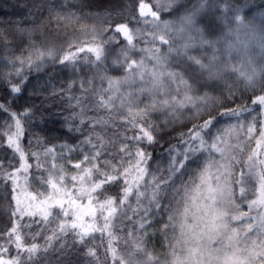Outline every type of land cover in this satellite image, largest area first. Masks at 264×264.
Masks as SVG:
<instances>
[{
  "label": "snow or ice",
  "instance_id": "snow-or-ice-1",
  "mask_svg": "<svg viewBox=\"0 0 264 264\" xmlns=\"http://www.w3.org/2000/svg\"><path fill=\"white\" fill-rule=\"evenodd\" d=\"M174 2L175 0H166L162 3L161 0H156V10L152 11L150 5L140 0V16L150 15L151 22L156 23L159 13L171 8ZM205 3L206 0H202L192 10L186 11L179 20L183 26L179 31L181 34L195 33L187 35L190 43L201 46L207 44L215 49L217 42L204 39L203 33L195 28V16ZM235 19L243 23L240 15ZM103 23L107 27H83V34L90 36L92 43L84 42L80 46L79 41L69 42L68 50L62 57H58L53 48H35L28 57H17L10 63L13 67L19 63L23 69L39 67L51 59L53 63L71 65L73 71L78 72L77 65L100 62L104 58L105 45L118 43L116 37L122 35L127 45L120 50L123 55L120 66L126 64V75L123 80L108 78L109 87L101 91L115 93L122 84H133L137 80L145 86L129 93L127 98L124 94L119 97L113 94L106 98L100 95L94 100L90 107L97 111L103 109L108 113L107 118L99 115L88 116L89 106L82 103L83 98L68 97L69 101L75 100V104L71 105V120H79V124H74L72 130L81 131V125L90 126L92 129L97 126L106 127L110 120L115 123L112 120V112L115 111L122 118V126L131 128L135 134L131 137L125 136L120 141H106L99 134L93 133L85 136L75 146L60 145L59 153H56L55 145L43 146L37 140L38 151L25 152L19 142L23 132L21 120L17 113H11L14 123L0 131V137H6L7 146L14 152L12 157H0V191L5 193V203L0 204V208L7 212V225H10L0 229V264H34L36 255L41 250L47 251V248L35 242L36 237L42 235L40 231L34 234L25 231L34 224H42L45 229L49 224H55L52 235L45 237L48 247H51L54 240H63L66 235L72 234L73 244L85 246V254L95 260H98V246L88 247V238L95 233L103 235L107 232L108 247L105 251L110 252L112 260L118 264H264V119L257 121L253 117L246 124L238 121L236 124L217 128V116L239 117L243 112L249 111L247 107H224L232 99L231 89L223 100L209 97L207 93L203 96L189 95L197 89L194 84H188L180 72L156 70L165 62L170 63L169 58L175 51L177 56L183 54L187 60L194 62L202 74L206 73L209 80L221 77L232 68L239 73V77H243L246 89L255 90L259 84L261 90H264V80H257L259 74L264 73V60L257 67L255 55L250 52V44H254L260 50L256 55L264 58V29L256 33L253 28L249 41L244 42L243 47L238 49L241 55L239 68L221 60L215 53L204 63L201 59L187 55L189 45L186 44L183 49H173L165 35L150 33L151 39L146 40V43L155 45L158 40L162 44H169V48L168 53L164 54L158 47L141 49L154 61L153 68L148 69V56L139 61L131 60L128 56L129 48L134 47L133 33L141 35L139 30L130 29L128 24H117L113 28L107 18ZM156 26L161 27L160 24ZM170 27L172 25L169 22H162L165 33ZM109 31L113 32L112 36H108L103 44L96 43L98 38H102ZM234 48V43H228L229 50ZM81 53L93 54L95 60L89 61L87 55L81 60ZM21 69H17L15 75L22 78V83L13 85L10 88L12 93H20L22 84L26 82ZM164 78L184 86V94L180 99L172 95V90L164 83ZM85 83L91 85L92 81L81 79V90L88 93L90 89L83 87ZM71 89L72 84L68 87L69 91ZM141 96L148 102L141 100ZM116 99L120 100L119 107H114ZM209 102L223 108V111H217V116L209 111L208 118L203 123H195L187 132L180 133V143L168 150L170 156L166 175L157 176L150 172L148 161L151 155L142 144L146 141L150 146L156 142L152 133L158 131V126L150 119L152 113L163 110L168 117L164 121L166 127L178 119V113L189 105L191 107L188 110L193 112L189 119L202 117L205 114L203 109L208 108ZM140 103H144L143 108L139 107ZM252 103L264 106V94L256 96ZM0 110L8 109L0 103ZM23 115H28L27 110ZM259 115L264 116V113ZM13 127L14 132L11 130ZM240 131L243 132L244 146L239 136ZM232 135H235L236 143L227 139ZM253 141L255 146L250 147ZM29 144L31 145V141ZM109 147L114 149L112 153L108 152ZM246 148V159H241L239 154L245 152ZM64 149L69 152L79 151L83 157L74 166L77 169L76 174L69 176L64 166L55 164L45 169V165L40 162L41 154L44 159L54 153L56 154L53 159H66ZM29 160L36 163H29ZM194 163L195 168L192 167ZM32 169L35 171H30ZM42 169H45L46 175L38 179ZM185 176L189 178L185 180ZM32 180L40 183L41 187L50 186L51 191H30ZM112 187L120 188L115 197L106 195ZM131 196L135 197V208L128 203ZM243 204H247L248 211L241 210ZM125 207L132 211V216L124 211ZM35 217H39V220L34 219ZM114 218H120L121 224L127 221L130 230L124 237L116 236ZM98 219H102V224L97 225ZM162 220L164 222L157 229L158 232L163 233L166 238L169 230L173 233L178 230L179 233L178 236L169 238L168 246L172 257L170 260L168 254L164 255L163 260L154 257L144 246L145 237L150 236L148 229L153 223H160ZM234 224L237 226H233ZM27 235H31V243L26 242ZM116 239H123L128 246L123 255H117L113 247ZM66 247V241L60 243L62 252ZM13 251L15 255H11Z\"/></svg>",
  "mask_w": 264,
  "mask_h": 264
},
{
  "label": "trees",
  "instance_id": "trees-1",
  "mask_svg": "<svg viewBox=\"0 0 264 264\" xmlns=\"http://www.w3.org/2000/svg\"><path fill=\"white\" fill-rule=\"evenodd\" d=\"M208 1L214 2V6L211 8L212 12L205 17L206 29L209 32L216 29L214 20L217 17L218 19H223V21H232L236 24L237 29H240L238 31L241 34L247 32L248 34L246 35L248 37H250L253 27L243 31L246 30V26H258L255 29L256 33L264 29V0H206L205 4H211ZM143 2L150 5L152 11L156 10V0H143ZM161 2L164 3L166 0H161ZM200 2L202 0H175L173 6L160 12L158 21L152 23L150 15L146 17L140 16V0H0V103L4 104L5 108L8 109L7 111L0 110V131L6 130L8 125L14 123L11 113H17L23 127L19 142L25 152L38 151L37 140L43 146L52 147L55 145L56 153H59L61 151L60 145L75 146L85 136L93 133L99 134L106 141H120L125 136L131 137L135 133L131 128L122 126V118L115 111L112 112V120L115 123L110 120L106 127L97 126L92 129L90 126L81 125V131L72 130L74 124H79V120H71L73 111L71 105L75 104V100L69 101L68 99V97L83 98L82 103L89 106L87 110L88 116L99 115L107 118L108 113L103 109L97 111L90 107L94 100L98 99L100 95H104L106 98L108 95L113 94L117 97L124 94L125 98H127L129 93L145 86L137 80L133 84H122L119 91L115 93H103L101 91L109 87L108 78L123 80L126 75V64L123 67L120 66L123 55L121 54V59H114L115 54L120 53L121 48H125L127 45L122 35H117L116 40L118 43L105 45L104 58L100 62L77 65L78 72L73 71L71 65L65 66L59 62L53 63L51 59L46 60L39 67H25L23 69H21L19 63H16L15 67H13L10 61L15 60L17 57H28L35 48L42 49L44 47L53 48L56 55L62 57L68 50L69 42L79 41L81 42L80 46H83L84 42L91 44V37L83 34L82 28L96 27L99 29L101 26L107 27L103 23L107 18L108 23L113 28L117 24H128L130 29L139 30L141 35L133 33L134 47L129 48L128 56L131 60L137 61L142 57L148 56L146 60L148 69L153 68L154 61L148 53L142 52L141 49L158 47L160 52L164 54L168 53L169 44L173 49H183L186 44L189 45L187 55L201 59L205 63L211 58L213 53L219 57V45H215V49H213L207 44L201 46L190 43L187 40V35H195V33L181 34L179 31L183 27L179 23L180 18L185 15L186 11L192 10L193 6ZM145 11L148 12V9H145ZM237 15L243 18V23L235 19ZM145 21H148V23ZM165 21L172 25L167 33L162 28V22ZM156 24H160L161 27L158 28ZM150 33L165 35L169 44H162L158 40L155 45L146 43V40L151 39ZM112 35L113 32L109 31L102 38H98L96 43L103 44L104 40ZM204 39L209 41L206 37ZM85 55H87L89 61L95 60L93 54L85 53L80 54V59L83 60ZM169 59L170 63L165 62L162 67H158L156 70L160 72L178 71L185 80L190 78L188 84L195 85L197 89L196 95L203 96L207 93L209 97H219L223 100L224 97L229 95V89H231L232 99L224 107H247L249 111L243 112L239 117H220L217 116V111H223V108H218L209 102L208 108L203 109L205 114L202 117L189 119L193 112L188 110V107H191L188 106L184 109L183 115L178 116V119H175L166 127L164 126L166 118L163 110L152 113L150 119L158 126V131L152 133L156 142L149 146L145 141L142 147L151 155L148 161L149 171L157 176L167 174L170 156L168 150L170 147L180 143V133L187 132L195 123H203V120L208 118L207 113L209 111H211L212 115L217 116V128L227 124H236L238 121L246 124L253 117H256L257 121H259L263 119V116L259 114L264 111V106L252 103L256 96L264 94V90H261L259 84L256 85L255 90L246 89L243 77H239V74L232 68H229V72H224L217 80L215 78L206 80L202 75L195 74L194 71L198 70L196 68L199 67L194 62L187 60L183 54L177 56L176 52L173 51ZM240 60L241 55L236 53V51H231L227 54L225 61L239 68L241 66ZM17 69H21L26 78V82L22 84L21 92L18 94L10 91L13 85H21L22 83V78L15 75ZM82 78L92 81L91 85L87 83L83 85L84 88L90 89L88 93H84L81 90ZM257 80H264V73H260ZM164 83L172 90V95H176V97L183 96V85L170 82L167 78H164ZM70 84H72L71 91L68 90ZM202 84L209 86L202 87ZM140 99L145 103L148 102L144 96H141ZM119 105L120 100L116 99L114 107H119ZM139 107L143 108L144 103H140ZM26 110L28 112L27 116L23 115ZM66 120L68 121L67 123ZM11 130L14 132L15 128L13 127ZM239 136L241 137L242 146H244L242 131L239 132ZM227 139L231 143L237 142L235 135L227 137ZM30 141L31 145L29 144ZM254 146L253 141L250 147ZM247 150L246 148L245 152L239 154L241 159H246ZM113 151L114 149L109 147L108 152L112 153ZM63 152L66 159H53L56 153L44 159L43 154H41L40 162L45 165V169L55 164L64 166L69 176L76 174L77 169L74 166L83 159L82 155L79 151L69 152L67 149H64ZM13 155V150L7 146L6 137H0V157H12ZM16 155L18 160V154ZM216 158H219L218 153ZM13 163L15 164L16 161H13ZM29 163L35 164L36 161L29 160ZM192 167H196L195 163ZM45 169H42L41 173L38 174V179L40 176L46 175ZM30 171H35V169ZM238 171L239 168L237 167ZM188 178V176H185V180ZM146 179L148 178L146 177ZM29 190L50 192L51 188L50 186L41 187L40 183L32 180ZM119 192V187H112L106 195L115 197ZM4 194L3 191H0V204L5 203L3 200ZM128 203L135 208V197H129ZM241 210L248 211L247 204H243ZM124 211L129 216L133 215L132 211L127 207L124 208ZM34 219L39 220V217ZM7 220V212L0 208V229L6 226L10 227V225H7ZM113 222L116 225L114 231L118 237H124L126 232L130 230L127 227L126 220L121 224L120 218H114ZM163 222L162 220L160 223H153V226L148 229L150 236L145 237L146 243L144 246L154 257H159L163 260L164 255L168 254V259L170 260L172 257L171 249L168 246L169 238L174 235L178 236L179 233L178 230L176 233L169 230L168 238H166L163 233L157 231ZM96 223L97 225L102 224V219H98ZM233 226L237 225L234 224ZM53 228H55V224H49L47 229L42 224H34L31 229L25 230L30 234L40 231L42 235L37 236L35 242L47 248V251L41 250L36 255L34 264H118V262L112 260L111 253H106L105 251L108 247L107 232L103 235L95 233L93 237L88 238V247L98 246V260H95L85 254L87 252L85 246L79 243L73 244L74 237L72 234L66 235L63 240H54L51 247H48L45 237L52 235ZM65 241L67 242V247L62 252L60 243ZM26 242H32L31 235L26 236ZM113 247H115L117 255H123L124 250L128 246L123 239H116L113 241ZM15 254V251L11 253V255ZM177 254H180L179 248L177 249Z\"/></svg>",
  "mask_w": 264,
  "mask_h": 264
},
{
  "label": "rangeland",
  "instance_id": "rangeland-1",
  "mask_svg": "<svg viewBox=\"0 0 264 264\" xmlns=\"http://www.w3.org/2000/svg\"><path fill=\"white\" fill-rule=\"evenodd\" d=\"M208 2H210V1H208ZM210 3L211 4H208V3L205 4V6L197 12V14L195 16V27L197 29H199L204 34V37L208 38L209 41H216L217 42L216 45H219V48H220L219 58L221 60L225 61L227 54H229L231 51L232 52L236 51V53L239 54L238 49L243 47L244 42L249 41V37L246 35L248 33L244 32L243 34H241L240 31H238L240 29H237V26L235 23H233L232 21H227V20L223 21V19H218V17L214 20V22H216V29L213 30L212 32H209L206 29V24H205L206 18L205 17H207L208 14L210 12H212L211 8H212V6H214V2H210ZM254 26H250V25L246 26L245 27L246 30H243V31H247V30L251 29L252 27L254 29L258 28V26H256V27H254ZM228 43H234L236 45V48L229 50L228 49ZM259 51H260L259 48L255 47L254 44H250V52L252 55H255V63H256L257 67H259L262 60H264V58L260 57L259 55H256L257 53H259ZM118 54H120V53L115 54V56H114L115 60L121 59V54L120 55H118ZM205 63H207V61H205ZM190 68H192V67H190ZM190 68H188V69H190ZM196 69H198V70H196L198 72L194 71L195 74H200L203 77H205L206 80H209V79H207V75L205 73L202 74L201 71L199 70V68H196ZM190 70L193 71L192 69H190ZM227 72H229V71H226V73ZM187 76H189V75H187ZM215 79L217 80L218 78H215ZM186 81L190 82V78H188ZM195 93L197 94V91ZM195 93H189V95H196ZM181 97L182 96H179V97H177V99H180ZM184 109L181 110L182 114L178 113V116L183 115ZM263 113H264V111H263ZM165 118L168 119V117H166V115H165ZM263 119H264V116H263Z\"/></svg>",
  "mask_w": 264,
  "mask_h": 264
}]
</instances>
